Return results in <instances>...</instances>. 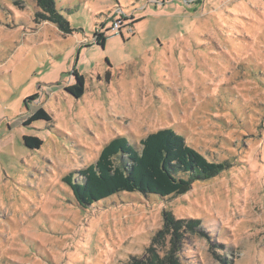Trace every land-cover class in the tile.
Segmentation results:
<instances>
[{
  "label": "rangeland",
  "instance_id": "rangeland-1",
  "mask_svg": "<svg viewBox=\"0 0 264 264\" xmlns=\"http://www.w3.org/2000/svg\"><path fill=\"white\" fill-rule=\"evenodd\" d=\"M55 3L72 33L0 0V264H264V0ZM165 127L222 168L164 197L75 201L66 176ZM165 211L182 224L158 236Z\"/></svg>",
  "mask_w": 264,
  "mask_h": 264
},
{
  "label": "trees",
  "instance_id": "trees-1",
  "mask_svg": "<svg viewBox=\"0 0 264 264\" xmlns=\"http://www.w3.org/2000/svg\"><path fill=\"white\" fill-rule=\"evenodd\" d=\"M33 1L37 7L34 13L36 23H53L63 34L73 32L68 20L57 10L55 0ZM104 40L102 34L97 35V44L103 45ZM66 90L80 97L84 91L82 76H78V82L66 87ZM38 118L49 116L39 108L29 119ZM22 139L32 149L42 144L36 136H23ZM139 144L140 149H136L125 138L116 137L102 148L95 163L78 171L81 180H71V174L66 176L64 180L70 186L75 201L81 206L89 205L120 191H139L164 197L185 192L190 188L191 181L209 178L222 168L220 163L208 161L188 146L183 136L168 127L147 134ZM162 221L158 236L182 224L166 211ZM189 224L195 222L190 221Z\"/></svg>",
  "mask_w": 264,
  "mask_h": 264
},
{
  "label": "flooded vegetation",
  "instance_id": "flooded-vegetation-1",
  "mask_svg": "<svg viewBox=\"0 0 264 264\" xmlns=\"http://www.w3.org/2000/svg\"><path fill=\"white\" fill-rule=\"evenodd\" d=\"M73 74H74L75 80H76V82L74 84H76L78 82V76H82V75H79L76 72H73ZM82 78H83V76H82ZM74 84H72V85H74ZM72 85H68V86H72ZM68 86H66V87H68ZM83 89H84V81H83Z\"/></svg>",
  "mask_w": 264,
  "mask_h": 264
},
{
  "label": "built area",
  "instance_id": "built-area-1",
  "mask_svg": "<svg viewBox=\"0 0 264 264\" xmlns=\"http://www.w3.org/2000/svg\"><path fill=\"white\" fill-rule=\"evenodd\" d=\"M118 23H119V20L113 23V28L116 30H119Z\"/></svg>",
  "mask_w": 264,
  "mask_h": 264
}]
</instances>
